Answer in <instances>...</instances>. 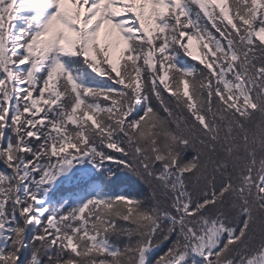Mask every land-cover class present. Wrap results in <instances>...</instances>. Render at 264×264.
<instances>
[{
  "label": "snow or ice",
  "instance_id": "snow-or-ice-1",
  "mask_svg": "<svg viewBox=\"0 0 264 264\" xmlns=\"http://www.w3.org/2000/svg\"><path fill=\"white\" fill-rule=\"evenodd\" d=\"M0 264H264V0H0Z\"/></svg>",
  "mask_w": 264,
  "mask_h": 264
},
{
  "label": "trees",
  "instance_id": "trees-1",
  "mask_svg": "<svg viewBox=\"0 0 264 264\" xmlns=\"http://www.w3.org/2000/svg\"><path fill=\"white\" fill-rule=\"evenodd\" d=\"M127 185H122L121 188L116 189L117 191L121 190L122 188H127Z\"/></svg>",
  "mask_w": 264,
  "mask_h": 264
}]
</instances>
